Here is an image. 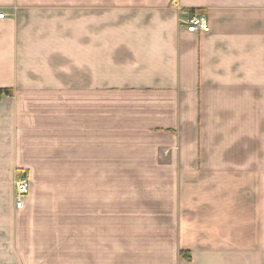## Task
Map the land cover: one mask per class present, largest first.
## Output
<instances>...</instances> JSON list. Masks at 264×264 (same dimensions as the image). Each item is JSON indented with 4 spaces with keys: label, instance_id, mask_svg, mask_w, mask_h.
<instances>
[{
    "label": "crops",
    "instance_id": "0c3cea01",
    "mask_svg": "<svg viewBox=\"0 0 264 264\" xmlns=\"http://www.w3.org/2000/svg\"><path fill=\"white\" fill-rule=\"evenodd\" d=\"M0 10V89L77 90L88 135L102 137L99 166L130 169L154 210L146 228L93 227L84 257L74 224L16 233L11 223L13 242L43 246L40 264H180L177 247L189 264H264V0H0ZM191 11L207 34L186 31ZM193 160L200 173L186 175ZM197 177L198 204L176 185Z\"/></svg>",
    "mask_w": 264,
    "mask_h": 264
},
{
    "label": "rangeland",
    "instance_id": "374dc122",
    "mask_svg": "<svg viewBox=\"0 0 264 264\" xmlns=\"http://www.w3.org/2000/svg\"><path fill=\"white\" fill-rule=\"evenodd\" d=\"M27 74L31 78L40 79L37 73ZM0 75V79L3 76L6 78L1 72ZM68 89L63 88L61 93V88H11L12 96L0 100V142H6L0 146L8 148L9 144L15 141V151H0V264H40L38 262L40 257L49 255L43 246L27 245V239L16 238L13 242L11 236L13 233L10 231L13 224L8 226L11 223L16 224V233L23 230L25 233L30 225L38 227V224H44L50 231H54L60 225L74 224L75 236H78L80 241L79 243L75 239V245L79 244V248L75 246L74 249H79L76 255L84 257L89 253L87 242L91 241L90 231L93 227L108 224L120 228L125 224H141L146 228L154 222L151 215L154 211L150 206L151 200H147L148 204L143 200L144 196L148 199L151 195L146 184L133 183L134 179H131L129 174L130 169H126L127 173H123L125 176L121 178L113 173L119 169L99 166L103 163L100 160L103 153H100L99 149L104 145L98 144V137L101 136L88 135L83 124L87 117V105L80 104L77 90L73 93ZM97 108L98 105L91 110L92 114L96 115ZM60 113L62 122L61 118L56 116ZM47 140L53 143H48ZM31 141L35 143L34 146H29ZM188 146L190 147V144ZM209 154L208 164L211 166L215 164V153L209 151ZM161 155L165 157L168 154L162 151ZM197 155L199 156V150ZM177 158H180V155ZM29 159L34 165L23 166L29 163ZM14 163L16 166H13ZM192 166L193 168L182 169L186 175H189L188 170L193 171V174L200 173V168L194 165V160ZM174 169L175 174L172 171L171 175L177 174L179 177L181 168ZM21 176H25L30 182V191L24 201V209L14 212L15 181ZM196 182H199L198 177L192 184L189 182L182 185L177 181L176 185L179 194L183 190L181 195L184 193L188 196L189 191L193 199L195 198L192 202L198 204L199 184ZM154 186L155 184H150L149 190L152 191ZM177 203L181 206L182 200L179 202L178 198ZM105 208L108 209L107 212ZM9 212L11 217L8 220L4 215ZM179 218L181 216H177V222ZM123 234L126 236V233ZM115 243L113 239L111 243L113 256L116 253L113 246ZM122 244L124 245L122 247H126L128 243ZM93 249L97 250L96 248L91 250ZM125 250L128 252L127 248ZM64 253V259L70 260L71 256L67 257L71 255L70 248L64 246ZM117 257L119 256L115 258ZM79 259L81 262L82 258ZM177 259L180 264L192 262L189 250L184 247H177ZM80 262L76 264H82Z\"/></svg>",
    "mask_w": 264,
    "mask_h": 264
},
{
    "label": "built area",
    "instance_id": "2783aa9c",
    "mask_svg": "<svg viewBox=\"0 0 264 264\" xmlns=\"http://www.w3.org/2000/svg\"><path fill=\"white\" fill-rule=\"evenodd\" d=\"M5 18V14L0 10V20ZM185 29L188 33L205 35L209 32L206 19L203 15L194 13L189 14V19L185 23ZM30 182L25 176L19 177L15 181V208L21 209L23 207L26 197L29 195Z\"/></svg>",
    "mask_w": 264,
    "mask_h": 264
},
{
    "label": "trees",
    "instance_id": "16d2710c",
    "mask_svg": "<svg viewBox=\"0 0 264 264\" xmlns=\"http://www.w3.org/2000/svg\"><path fill=\"white\" fill-rule=\"evenodd\" d=\"M190 14L198 13L200 14V11H191ZM12 90L10 89H0V100L4 97H11L12 96Z\"/></svg>",
    "mask_w": 264,
    "mask_h": 264
}]
</instances>
